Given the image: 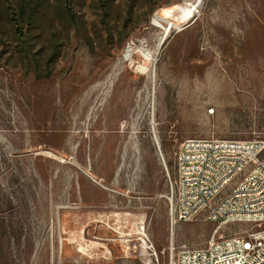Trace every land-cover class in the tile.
Segmentation results:
<instances>
[{
  "label": "rangeland",
  "instance_id": "1",
  "mask_svg": "<svg viewBox=\"0 0 264 264\" xmlns=\"http://www.w3.org/2000/svg\"><path fill=\"white\" fill-rule=\"evenodd\" d=\"M188 1L107 0L104 25L101 0H72L74 31L50 0L29 60L4 28L0 264H172L207 244L204 216L170 226L175 152L190 138L264 140V0H203L183 22Z\"/></svg>",
  "mask_w": 264,
  "mask_h": 264
},
{
  "label": "built area",
  "instance_id": "2",
  "mask_svg": "<svg viewBox=\"0 0 264 264\" xmlns=\"http://www.w3.org/2000/svg\"><path fill=\"white\" fill-rule=\"evenodd\" d=\"M175 168L167 194L171 228L204 216L215 230L203 248H180L172 264H264V140L186 139ZM232 225L243 228L221 235ZM141 243L155 253L147 235Z\"/></svg>",
  "mask_w": 264,
  "mask_h": 264
},
{
  "label": "trees",
  "instance_id": "3",
  "mask_svg": "<svg viewBox=\"0 0 264 264\" xmlns=\"http://www.w3.org/2000/svg\"><path fill=\"white\" fill-rule=\"evenodd\" d=\"M0 3V44H6L9 38V32L4 28L11 27L20 55L25 56L27 60L32 56L36 58L38 53L33 50L36 44L32 42L31 27L38 19V9L43 5H50V0H0ZM54 8L63 16L67 26L70 25L74 31L79 29L81 20L76 14L72 0H59ZM100 10L103 24L106 25L107 0H101ZM55 57L56 54H52L49 61ZM9 244L11 246L6 230L0 225V255ZM9 252L12 253L10 247Z\"/></svg>",
  "mask_w": 264,
  "mask_h": 264
},
{
  "label": "bare ground",
  "instance_id": "4",
  "mask_svg": "<svg viewBox=\"0 0 264 264\" xmlns=\"http://www.w3.org/2000/svg\"><path fill=\"white\" fill-rule=\"evenodd\" d=\"M203 0H191L185 3L184 7L180 9L179 15L183 22L188 21L190 18L196 16L198 14V9L202 4ZM178 15V14H177ZM163 23L165 21L161 18H155L154 25L158 28L164 29L165 35L169 34L171 29L174 28V25L171 24V27H164ZM143 58L148 61H152L153 54L151 52L145 51L142 53ZM133 58V51L131 49L126 50V55L124 57L125 61H131Z\"/></svg>",
  "mask_w": 264,
  "mask_h": 264
}]
</instances>
